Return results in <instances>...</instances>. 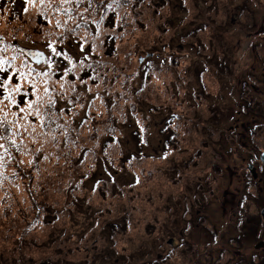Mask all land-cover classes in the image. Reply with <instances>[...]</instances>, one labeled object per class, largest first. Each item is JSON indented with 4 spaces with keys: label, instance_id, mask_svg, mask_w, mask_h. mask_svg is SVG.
<instances>
[{
    "label": "rangeland",
    "instance_id": "1",
    "mask_svg": "<svg viewBox=\"0 0 264 264\" xmlns=\"http://www.w3.org/2000/svg\"><path fill=\"white\" fill-rule=\"evenodd\" d=\"M263 152L264 0H0V264H264Z\"/></svg>",
    "mask_w": 264,
    "mask_h": 264
},
{
    "label": "flooded vegetation",
    "instance_id": "2",
    "mask_svg": "<svg viewBox=\"0 0 264 264\" xmlns=\"http://www.w3.org/2000/svg\"><path fill=\"white\" fill-rule=\"evenodd\" d=\"M260 158H261V161L263 162V165H261V166L264 169V152L261 154ZM249 168H250L251 172L253 173L254 172L253 168H255L254 165L253 164H249ZM262 172H264V170ZM260 209H261L262 217L264 219V204H263V206ZM262 244L264 245V243H262Z\"/></svg>",
    "mask_w": 264,
    "mask_h": 264
},
{
    "label": "water",
    "instance_id": "3",
    "mask_svg": "<svg viewBox=\"0 0 264 264\" xmlns=\"http://www.w3.org/2000/svg\"><path fill=\"white\" fill-rule=\"evenodd\" d=\"M261 246L263 245V244H260Z\"/></svg>",
    "mask_w": 264,
    "mask_h": 264
}]
</instances>
